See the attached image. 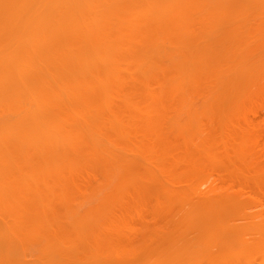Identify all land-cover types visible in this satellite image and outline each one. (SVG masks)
I'll list each match as a JSON object with an SVG mask.
<instances>
[{
	"label": "bare ground",
	"instance_id": "bare-ground-1",
	"mask_svg": "<svg viewBox=\"0 0 264 264\" xmlns=\"http://www.w3.org/2000/svg\"><path fill=\"white\" fill-rule=\"evenodd\" d=\"M0 264H264V0H0Z\"/></svg>",
	"mask_w": 264,
	"mask_h": 264
}]
</instances>
